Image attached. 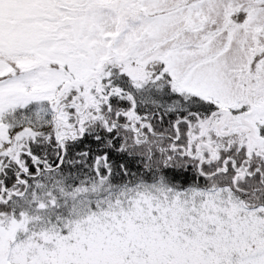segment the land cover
<instances>
[{"label":"snow or ice","instance_id":"snow-or-ice-1","mask_svg":"<svg viewBox=\"0 0 264 264\" xmlns=\"http://www.w3.org/2000/svg\"><path fill=\"white\" fill-rule=\"evenodd\" d=\"M0 264H264V0H0Z\"/></svg>","mask_w":264,"mask_h":264}]
</instances>
